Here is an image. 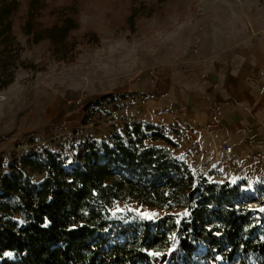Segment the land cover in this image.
Here are the masks:
<instances>
[{"label": "trees", "instance_id": "1", "mask_svg": "<svg viewBox=\"0 0 264 264\" xmlns=\"http://www.w3.org/2000/svg\"><path fill=\"white\" fill-rule=\"evenodd\" d=\"M22 5L20 0H0V91L13 83L18 68L29 66L20 58L23 47L14 33ZM26 6L21 32L30 44L48 41L53 56L72 60L82 45L98 42L94 33L83 35L82 41L73 35L79 28L73 5L51 8L47 0H26ZM45 11L50 21H42ZM152 11V5L140 2L129 17L133 21ZM107 98L112 102L108 94L86 107H99ZM122 131H114L107 141L86 139L70 166L65 165L66 156L46 148L10 164L0 175V264H163L173 236L178 250L187 255L202 243L205 254L214 258L254 252L264 264V238L244 234L248 217L236 208V186L207 183L202 176L195 183L187 163L165 147L146 143L177 146L162 126L126 121ZM26 168L43 179L35 183ZM125 198L151 207L181 208L187 215L145 221L132 229V237L110 244L104 235L108 210Z\"/></svg>", "mask_w": 264, "mask_h": 264}, {"label": "rangeland", "instance_id": "2", "mask_svg": "<svg viewBox=\"0 0 264 264\" xmlns=\"http://www.w3.org/2000/svg\"><path fill=\"white\" fill-rule=\"evenodd\" d=\"M22 10L15 19L14 33L23 47L21 60L29 65L16 70L14 81L0 91V175L9 170L10 164L44 148L67 157L70 166L82 150L86 139L107 141L114 131H122L128 121H143L162 126L165 134L177 144L150 141L147 144L165 147L173 156L183 160L195 174L207 183L236 186L237 210L248 217L244 234L264 238V161L255 165L234 164L226 161L212 168L200 163L193 169L177 154L178 142L183 132L179 125L168 127L143 119L149 98L146 94L130 91L139 80L147 81L158 69L173 65H190L210 57L238 38L235 31L237 19L224 17V22L214 24L213 17L225 10L229 0H47L49 7L73 5L79 28L73 35L94 33L98 42L85 43L72 60H61L50 52L44 40L37 44L27 42L20 30L26 11V0H20ZM143 2L152 5L149 16L131 20L134 6ZM223 12V11H222ZM42 21L52 19L48 11ZM236 20V25L234 21ZM26 87V88H25ZM112 95L99 107H86L87 103ZM15 99V101H13ZM9 101L10 104L8 103ZM192 164V163H191ZM35 183L43 179L37 171L24 170ZM216 195L219 192L216 191ZM177 215V220L187 212L181 208L151 207L133 199L117 200L109 208L105 236L111 244L134 235L132 229L148 220L166 215ZM22 223L24 217L15 215ZM225 246V244H223ZM206 246L198 243L196 250L187 255L178 250L173 236L168 260L163 264H261L260 255L254 252L237 254L233 259L227 253L214 258L206 255ZM151 255H155L151 253ZM11 258V253H5ZM141 264H146L142 262ZM150 264H161L151 261Z\"/></svg>", "mask_w": 264, "mask_h": 264}, {"label": "crops", "instance_id": "3", "mask_svg": "<svg viewBox=\"0 0 264 264\" xmlns=\"http://www.w3.org/2000/svg\"><path fill=\"white\" fill-rule=\"evenodd\" d=\"M229 6L219 15L237 19V39L202 61L158 69L130 90L149 98L143 119L182 128L180 139L171 136L193 169L226 159L246 163L264 148V0H229Z\"/></svg>", "mask_w": 264, "mask_h": 264}, {"label": "built area", "instance_id": "4", "mask_svg": "<svg viewBox=\"0 0 264 264\" xmlns=\"http://www.w3.org/2000/svg\"><path fill=\"white\" fill-rule=\"evenodd\" d=\"M151 98H154V95H151ZM210 126H211L210 124H207L206 126L203 127L210 128ZM203 127H199V129ZM224 152L226 154H229L231 152V146L225 145ZM259 161H264V148L255 150L253 153H251L246 159V164L252 166Z\"/></svg>", "mask_w": 264, "mask_h": 264}, {"label": "bare ground", "instance_id": "5", "mask_svg": "<svg viewBox=\"0 0 264 264\" xmlns=\"http://www.w3.org/2000/svg\"><path fill=\"white\" fill-rule=\"evenodd\" d=\"M213 17V23L214 24H221V23H223L224 22V18L221 16V15H219V14H216V15H214V16H212ZM26 88V87H25ZM15 100H17V99H15L14 98V100L13 101H15ZM10 102L11 101H9L8 103L10 104Z\"/></svg>", "mask_w": 264, "mask_h": 264}]
</instances>
